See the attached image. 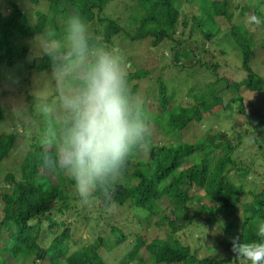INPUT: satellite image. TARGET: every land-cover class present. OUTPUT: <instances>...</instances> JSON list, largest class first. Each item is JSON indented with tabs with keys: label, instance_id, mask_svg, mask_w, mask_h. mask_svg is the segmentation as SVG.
Returning <instances> with one entry per match:
<instances>
[{
	"label": "trees",
	"instance_id": "16d2710c",
	"mask_svg": "<svg viewBox=\"0 0 264 264\" xmlns=\"http://www.w3.org/2000/svg\"><path fill=\"white\" fill-rule=\"evenodd\" d=\"M31 1L25 9L20 0H0V85L8 83L20 89L26 107L16 109L18 128L13 116L7 115L10 107L4 99L8 91L1 93L0 264H13L11 258L17 264H252L235 256L230 237L225 235H239L245 243L264 242L257 235L259 224L264 222V183L256 182L261 176L257 159L264 158V119L256 120L258 116L252 113L258 108L252 102L247 104L242 94L243 89L264 91V75L253 66L258 61L264 63V41L256 39V31L248 27L241 30L238 24L251 15L264 20V0L244 5L236 0H134L135 15L148 29L140 28L131 40L148 34L154 36L156 44L169 39L172 65L189 69L188 77L203 70L212 76H204V84L198 80L197 92L186 94L187 105H182L175 104V96L163 79L165 64L137 67L133 73L127 70L125 96L133 127L129 156L110 191L111 199L97 189L88 202L79 196L74 179L59 167L75 111L56 123H31L46 88L39 84V76L61 73L80 59L69 56L67 46L56 54L60 60L39 55L41 48L33 39H44L46 31H53L54 39L63 42L69 18L79 15L92 30L84 56L91 60L84 64L86 70L101 49L115 51L117 35H129L123 33L118 19L104 14L107 5L116 0ZM184 6L193 10L191 16ZM225 21L231 22L229 27L223 25ZM262 25L259 35L264 34ZM218 34L229 40L221 47L223 54L230 46L241 54L244 78L232 81L221 76L222 62L209 57L214 53L206 42ZM153 70L159 71L160 112L149 111L146 102L136 103L131 98L138 91L139 80ZM86 72L78 76L70 69L64 85L59 81L66 73L55 83L66 90L60 98L62 105L68 104L66 97L82 96ZM50 107L45 105L49 111ZM212 116L221 120L211 121ZM148 120L160 132L147 129ZM196 121L204 126L202 138L183 141L180 134ZM141 127L144 130L138 133ZM150 131L153 136L147 148L141 149ZM163 135L170 140L162 142ZM55 166L56 171L50 174ZM207 224L220 226L221 232L213 239L203 235L206 249L212 251L219 242L225 256L199 257L200 247L193 248L178 236L181 231L199 230ZM81 229L90 236L84 237ZM46 237L49 244L44 246L41 242ZM118 247L124 252L122 256L113 254Z\"/></svg>",
	"mask_w": 264,
	"mask_h": 264
},
{
	"label": "rangeland",
	"instance_id": "374dc122",
	"mask_svg": "<svg viewBox=\"0 0 264 264\" xmlns=\"http://www.w3.org/2000/svg\"><path fill=\"white\" fill-rule=\"evenodd\" d=\"M22 4H24L25 9H29L30 5L33 4L31 0H20ZM121 1V2H120ZM123 0H116L112 3H109L107 5V8H105L106 13L104 11L105 15H112L111 17H114L120 21V24L122 25L123 29L125 30L123 33L128 34V38H126L124 35H117L114 40L115 44V51L113 52L114 55H116L123 63L125 64V70L129 69L132 73L135 72L137 67H145V68H154L157 64H161L165 66L164 70V75L163 79L167 83L169 87V93L175 96V104H182V105H187L186 103V94L187 96H190L192 92H197V88L195 86V83H198V80H201L204 82V76L205 77H211L212 74L210 71L203 70L201 73H194L190 77H188L189 74V69H178V67L172 65V59L170 58L173 53H171V47L172 43L169 39H165L158 44L154 42V36L153 35H145L144 37L137 38L135 40H131L130 36L135 35L138 33L140 28L142 30L148 29L147 26L143 27L141 25V22L139 18L135 15L134 8L135 6V1L134 0H124L125 2H122ZM240 3V5L248 4V3H253L255 0H236ZM258 3V1L256 2ZM131 8H130V7ZM240 9H236V16L234 17L233 21L238 22L239 15H240ZM184 10L187 11L190 16L192 14V9L188 6H184ZM64 21V20H61ZM218 21V20H217ZM248 20L243 21L241 20L238 24L240 25L241 30H244L245 27L250 28L252 31H256V39L260 42L264 41V34L258 33L261 31L263 25L260 28L259 26L255 25H250L247 23ZM191 24V21H190ZM231 22L225 21L223 23L224 26L229 27ZM214 32V29H211ZM264 30V29H263ZM89 33H92V30L89 31ZM189 30L186 29L185 32V37H188ZM225 37V39L223 38ZM40 40H42L41 37H36L33 39V42L37 48L40 47ZM228 37L223 35V34H218L214 39L209 42H206V46L210 48V51H212L214 54H209V57L213 62H222V67L219 70L221 73V76H227L229 80H239L245 77L246 71H244L241 66H242V59H241V54L234 49L233 46H230L229 50L226 52V54H223L221 52V47L228 45ZM199 50V49H198ZM37 52L38 54L41 55L43 54L42 48L39 49ZM63 54H67L65 52H61ZM239 53V54H238ZM228 61H226V59ZM55 60H60V55L55 56ZM85 61V62H84ZM84 62V63H83ZM86 62H91L90 58L85 59H80L77 63L71 64L70 68L64 70L61 73H57L51 75V73H48L47 75L45 73H42L39 78L38 82L39 84H42L45 86V91L40 94L41 99L38 102V108L37 110L34 111L35 118H33L32 124L35 123H45L46 121H53L54 123L60 121L61 119L65 118L67 114L70 112H74V109L69 106V104L65 103L62 105L60 102V98L64 95V90L62 86H57L55 83L60 80V77L62 75L65 76L62 77V79L59 81L61 85L65 84V79L67 77H70V69L75 70V74L78 76H81L84 71V64ZM167 64H169V68L166 69ZM254 69L257 70L260 74L264 75V63L258 61L257 63L253 64ZM192 72V69H191ZM158 75L159 71L153 70L150 75L143 77L140 79V85L138 87V91L135 95L131 96L134 102L136 103H145L147 104V109L149 111H157L160 112V106L158 105L157 102V95L159 92V82H158ZM83 76V75H82ZM199 86V85H197ZM73 90H79L78 87H74ZM8 91V94L6 98L4 99L6 105L10 107V111L7 113L8 116L12 117L15 121H17V127L20 128L18 125L19 122V112L16 111L17 108L20 106H24V103L21 102L22 99V92L20 89H18L15 85L13 84H2L0 85V95L1 93H6ZM70 91L67 88V92ZM242 94L245 96L247 104L252 102L253 107H257L258 109H255L252 113V115L258 116V119L256 118L257 121L263 120L264 119V91L257 93V92H247L244 89L242 90ZM71 97L70 100L74 99ZM228 97L226 98V100ZM67 102L69 99L66 97ZM10 101V102H9ZM190 101L194 102L193 99H190ZM48 104L50 107L49 109L45 108V105ZM142 107V106H141ZM26 108V107H25ZM162 113V112H161ZM147 118L150 116L152 118L151 113H146ZM211 121H215L216 118L213 116L210 117ZM221 119H217L216 121H220ZM56 121V122H55ZM29 123V124H31ZM3 123L0 122V127H3ZM27 124V125H29ZM5 126V124H4ZM147 129H150L153 132H160L158 126L154 122H150V120L147 121L146 126ZM5 128H8V126H5ZM11 127H9L10 129ZM15 129L16 126H13ZM204 126L200 122L196 121L189 129L184 130L180 136L182 137L183 141L187 142H194L197 140H200L204 134ZM8 129V130H9ZM150 131V132H151ZM162 142H166L170 140L169 136L163 135L162 138H160ZM264 158L261 160L257 159V171L260 172L261 176L256 179L257 184L264 183ZM56 166L52 167V169L49 171L50 174L54 173L56 171ZM124 210L128 209L127 207H123ZM128 223L125 224V227L127 226ZM129 227V226H128ZM127 228V227H126ZM220 226L215 225L211 226L210 224L205 225L204 227H201L198 229H186L184 231L179 232L178 236L180 239L186 243L190 244L193 248L200 247V253L199 257H204V256H219L223 257L225 256V250L222 244L218 242V245H215L213 247V250H207V242L204 241L203 235L208 234L210 237L213 239V235L220 233ZM81 233L83 234L84 237L87 235L90 236V233L88 232H83L81 229ZM226 237H233L235 235L229 236L228 234L225 235ZM48 241V242H47ZM211 243V240L210 242ZM41 244L44 246H47L49 244V238L46 237ZM120 253H124L123 251H120V248L118 247L115 251H113V254L118 255ZM122 256V254H120ZM114 259H111L113 262ZM11 263L17 264V261L15 258H11ZM133 264V263H132Z\"/></svg>",
	"mask_w": 264,
	"mask_h": 264
},
{
	"label": "clouds",
	"instance_id": "9594fccd",
	"mask_svg": "<svg viewBox=\"0 0 264 264\" xmlns=\"http://www.w3.org/2000/svg\"><path fill=\"white\" fill-rule=\"evenodd\" d=\"M250 25L264 23L251 15ZM63 42L54 39L53 31H46L39 44L44 54L52 59L67 46L68 55L83 59L90 47L87 24L79 15L69 18ZM127 72L122 61L110 51L101 49L86 72V90L82 96L69 100L76 115L67 130L59 167L75 181L79 196L88 202L100 189L111 199L110 191L121 176L129 156V141L133 132L127 108ZM141 127L137 132H142ZM153 132L141 144L147 148ZM110 210V209H109ZM257 235L264 240V222L258 226ZM232 252L252 264H264V242L245 243L239 235L230 238Z\"/></svg>",
	"mask_w": 264,
	"mask_h": 264
}]
</instances>
